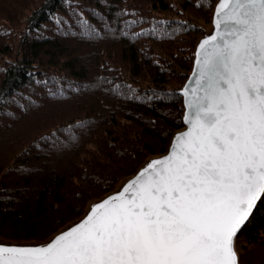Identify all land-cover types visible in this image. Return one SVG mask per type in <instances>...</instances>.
<instances>
[{
  "label": "trees",
  "instance_id": "1",
  "mask_svg": "<svg viewBox=\"0 0 264 264\" xmlns=\"http://www.w3.org/2000/svg\"><path fill=\"white\" fill-rule=\"evenodd\" d=\"M218 0H0V239L47 240L183 128ZM264 264V200L236 238Z\"/></svg>",
  "mask_w": 264,
  "mask_h": 264
},
{
  "label": "snow or ice",
  "instance_id": "2",
  "mask_svg": "<svg viewBox=\"0 0 264 264\" xmlns=\"http://www.w3.org/2000/svg\"><path fill=\"white\" fill-rule=\"evenodd\" d=\"M213 26L168 154L47 244H0V264H237L264 200V0H218Z\"/></svg>",
  "mask_w": 264,
  "mask_h": 264
},
{
  "label": "water",
  "instance_id": "3",
  "mask_svg": "<svg viewBox=\"0 0 264 264\" xmlns=\"http://www.w3.org/2000/svg\"><path fill=\"white\" fill-rule=\"evenodd\" d=\"M217 3H218V2H217ZM217 3H216V5H217ZM216 5H215V7H214L213 14H212V19H211L212 30H211V32H210L209 34H207L206 36L202 37V38L199 40L197 46L199 45V43H200L205 37H207V36L213 34V31H214L213 18H214V13H215ZM197 46H196V49H195L194 60H193V64H192L191 71H190V73L188 74V76H187V78H186L184 84L182 85L181 89L179 90V94H180L181 97H182V104H183V116H182L183 128L177 130V131L172 135L171 140H170V143H169V146H168V148H167V150H166L165 153H163V154H161V155H158V156H152V157H150V158H149V159H148V160H147V161H146V162H145V163H144V164H143V165H142V166H141V167H140V168H139V169L133 174V175H131V176L127 177L126 179H124V180L122 181L121 185H120L117 189L112 190L111 192L107 193L106 195H104V196L101 197L100 199H98V200L93 201L92 203H90L89 206L87 207L85 213H84L79 219H77L76 221L70 223L68 226L62 228L61 230L57 231V232H56L55 234H53L48 240H46V241H44V242H37V243H18V242H7V241H2V240H0V242H2V243L4 242L3 244H5V245H17V246H39V245L47 244V243L50 242L52 239H54L55 236H57V235H59L60 233H62V232H64V231L68 230L69 228L73 227L75 224L81 222V221L87 216V214L89 213V211H90V209H91V207H92L93 205H95V204H97V203H100V202H102L104 199H106V198H108V197H110V196L117 195L119 192H121V191L123 190L124 186L127 185L129 181L133 180V179L136 177V175H137V174H138V173H139V172H140V171H141V170H142V169H143V168H144L149 162H151L152 160H155V159L162 158L163 156L167 155L168 152H169L170 146H171V144H172V142H173L174 137L177 136L179 133H181V132L187 130V125L184 123V115H185V112H186V108H185V97H184V95H183V89H184L185 85L189 83L190 77H192L193 67H194L195 59H196V50H197ZM258 203H259V202H258ZM250 217H251V216H250ZM250 217H249V218H250ZM248 220H249V219H248ZM246 223H247V222H246ZM246 223H245V224H246ZM244 226H245V225H244ZM244 226H243V227H244ZM243 227H242V228H243ZM242 228L240 229V231L242 230ZM240 231H239V232H240ZM239 232L237 233L236 237H234V250H235L236 253H237V251H236V245H235V244H236V238H237ZM2 243H0V244H2ZM237 264H239L238 253H237Z\"/></svg>",
  "mask_w": 264,
  "mask_h": 264
},
{
  "label": "rangeland",
  "instance_id": "4",
  "mask_svg": "<svg viewBox=\"0 0 264 264\" xmlns=\"http://www.w3.org/2000/svg\"><path fill=\"white\" fill-rule=\"evenodd\" d=\"M211 30H212V28H211ZM211 30H210V32H211ZM210 32H209V33H210ZM209 33H208V34H209ZM156 156H158V155H156ZM125 179H126V178H125ZM121 183H122V182H121ZM121 183L118 185V187L121 185ZM118 187H117V188H118ZM117 188H116V189H117ZM95 201H96V200H95ZM75 221H76V220H75ZM73 222H74V221H73ZM71 223H72V222H71ZM68 225H69V224H68ZM68 225H66V226H68ZM66 226H65V227H66ZM63 228H64V227H63ZM60 230H61V229H60ZM50 237H51V236H50ZM50 237H49V238H50ZM49 238H48V239H49ZM48 239H47V240H48ZM0 240H2V239H0ZM2 241H6V240H2ZM45 241H46V240H45ZM7 242H8V241H7ZM41 242H44V241H41ZM34 243H37V242H34Z\"/></svg>",
  "mask_w": 264,
  "mask_h": 264
},
{
  "label": "bare ground",
  "instance_id": "5",
  "mask_svg": "<svg viewBox=\"0 0 264 264\" xmlns=\"http://www.w3.org/2000/svg\"><path fill=\"white\" fill-rule=\"evenodd\" d=\"M0 243H2V242H0ZM3 243H4V242H3ZM3 243H2V244H3Z\"/></svg>",
  "mask_w": 264,
  "mask_h": 264
}]
</instances>
